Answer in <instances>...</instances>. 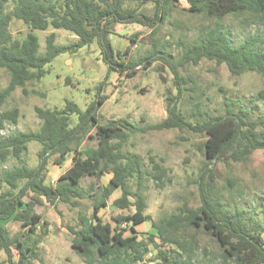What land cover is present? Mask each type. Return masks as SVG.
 <instances>
[{"label": "trees", "instance_id": "obj_1", "mask_svg": "<svg viewBox=\"0 0 264 264\" xmlns=\"http://www.w3.org/2000/svg\"><path fill=\"white\" fill-rule=\"evenodd\" d=\"M10 1L0 0V68L10 73L8 87L0 91V108L18 88L25 91L28 82L41 81L47 74L46 66L59 55L76 52L84 46L98 44L101 57L108 66V75L98 86L96 101L89 104L85 111L69 100L62 110L36 107L35 112L42 121L38 131L18 132L8 138L0 135V163L10 158L18 161V165L1 174V181L8 188L0 194V252L7 254L9 263L33 264L39 261L45 264L38 250L40 239L33 236L48 222L36 211V197H44L53 206L62 202L78 207V200L85 198L80 184L86 177L112 174L104 188L105 199L120 189L122 196L114 201V205L121 210L135 207L136 211L116 218L117 226L114 228L99 215L100 210L107 207L105 199L94 205L91 216L80 213V227H69V231L73 235L72 249L86 264H137L144 260L151 245L155 247L156 258L150 264H200L191 257L184 258L182 252L162 249L163 245L172 243L181 248L182 243L176 236L191 228L204 230L217 240L223 250L221 263L211 261L207 264H264L262 224L254 218L247 220L242 211H230L216 194L213 195L212 187L205 193L204 182H201L203 194L200 207L184 206L179 213L154 223L160 245L155 235H150L146 241L139 240L136 227L151 220L144 214L147 202L139 192L148 175L157 183L163 182L167 170L151 158L154 172L149 173L139 154L125 151L132 135L185 128L204 134L206 138L203 143L207 159L205 174H213V165L223 159L244 162L255 151H264V116L254 118L251 110L237 101L226 99L222 107L224 112L217 115H210L201 105H195L202 118L195 125L188 122L177 105L184 92L198 84L192 77L181 76L179 68L198 65L203 59L214 61L217 65L225 64L233 75L251 72L264 77V37L250 36L239 45H234L227 34L212 28L201 34L192 45L181 41L178 46L182 54L176 63L156 44L144 58L125 63L120 60V51L114 48L111 40L115 27L119 24H138L151 29V36H155L159 32V25L168 18L169 4L181 0H147L154 3L153 16L125 8V0H14L13 10L8 12ZM185 1L190 6V12L204 14L217 21L227 16H250L264 20V0ZM13 20L22 21L29 27L23 40L13 37L10 31ZM51 27L72 33L78 41L69 46L57 45L56 34L51 33L46 38V50L42 53L36 31H47ZM131 43L135 44V39L132 38ZM128 53L129 50L126 55ZM155 61L169 67L178 90L177 95L169 99L168 117L160 123L144 127L129 120L101 123L100 109L109 99L103 92L111 73L116 72L121 77L131 79L136 77L138 65L148 69ZM258 98L264 103V90L259 92ZM73 115L78 116L75 126H71ZM19 117L17 108L0 113V131L4 129L5 122L16 124ZM92 128L96 130L98 147L85 158L79 146ZM32 142L41 145L36 167L27 166L23 159ZM69 156L72 165L59 177L57 185L47 184L49 160L57 157L55 165L62 166ZM132 177L137 178L135 194L127 188L128 180ZM30 194L35 197L26 200ZM132 196L135 201L130 199ZM7 220L20 223L27 233L13 236L2 225ZM124 225L134 235L125 236L127 229ZM167 230L172 232L171 236L165 235ZM15 251L18 263H15Z\"/></svg>", "mask_w": 264, "mask_h": 264}, {"label": "rangeland", "instance_id": "obj_2", "mask_svg": "<svg viewBox=\"0 0 264 264\" xmlns=\"http://www.w3.org/2000/svg\"><path fill=\"white\" fill-rule=\"evenodd\" d=\"M15 1L7 5V11H12ZM189 4L185 0L179 3H170L168 18L159 25V32L155 36L149 28L138 24H119L115 27L111 40L114 48L120 51L122 61L136 62L147 56L153 45L167 53L176 63L181 57L182 50L178 46L181 41L192 45L199 36L212 28H218L227 34L234 45H239L250 36L264 37V20L254 19L250 16H227L221 21L207 18L204 14H194L189 11ZM125 8L137 9L139 13L153 16L155 6L147 0H125ZM10 31L15 39L23 40L29 32V27L22 21L13 20ZM56 34L57 45H73L78 38L66 30H55L52 27L47 31H36L39 37L41 52L46 50V38ZM135 39V44L131 39ZM131 47V48H130ZM129 53L126 55V52ZM47 74L41 81H31L25 86V91L18 88L0 108L4 113L15 108L19 109L18 123L5 122L0 135L8 138L18 132L38 131L42 121L38 118L35 108L41 107L51 110H62L66 102H75L81 110L85 111L89 104L96 101L98 86L108 75V66L103 61L97 43L84 46L76 52H66L59 55L52 63L46 66ZM137 75L127 79L118 73L112 72L105 85L103 95L108 101L100 109L101 123L129 120L144 127L157 124L168 117L167 106L170 98L177 95V86L174 75L168 66L155 61L148 68L137 66ZM183 77H192L198 84L191 90L185 91L184 96L178 100V108L185 115L188 122L195 125L200 115L195 105L210 115L223 113L226 99L235 100L240 105L251 110L254 118L264 116V103L259 100L258 94L264 90V77L258 73H245L233 75L225 64L217 65L214 61L203 59L198 65H188L179 68ZM10 73L0 68V91L8 87ZM188 87V86H187ZM202 119V118H201ZM78 122V116L71 117V126ZM94 137V138H91ZM96 130H89L81 142L79 149L85 157L98 147ZM206 138L204 134L195 133L185 128L170 130H152L132 135L125 151L139 154L149 173H153L151 158L167 170L163 182L148 175L140 194L145 197L147 208L144 214L151 220L136 227L139 240H148L150 235L158 236L154 223H159L165 217L180 212L182 207L198 208L201 205L204 182L205 193L208 188L214 189L213 195L227 206L230 211H242L247 218H254L262 224L264 237V151L257 150L244 162L221 160L213 165L214 173L205 174L204 165L207 159L203 150ZM41 145L32 142L23 155L24 162L29 167L38 165V152ZM57 157H52L47 165V184L57 185L59 177L70 168L71 158L62 166L55 165ZM18 165V161L10 158L0 163V194L8 187L1 181L3 171ZM210 168L212 167L209 166ZM204 176V179H203ZM112 174L101 177L88 176L80 184L81 192L85 198L78 200V207L57 202L51 205L44 197H36V211L48 222L34 235L40 239L38 250L45 264H86L85 260L72 249L73 235L69 227L79 228V215L93 214L94 205L100 203L104 196V188L108 185ZM206 183V184H205ZM127 188L132 194L137 191V178L128 180ZM122 196L120 189L116 190L108 199L107 207L100 210L99 215L105 223L116 227V218L133 214L136 209L130 207L121 210L114 205V201ZM35 197L30 194L26 200ZM135 201V197L130 198ZM13 236L27 233L20 223L13 220L2 222ZM125 236L134 235L126 225ZM170 230L165 232L171 236ZM182 243L163 245V250H176L184 254V258L191 257L195 263L207 264L211 261L222 262L223 250L217 240L204 230L187 229L177 234ZM156 242L161 244L159 237ZM144 260L137 264H150L156 258L153 245ZM15 263H18V254L15 251ZM0 264H10L7 254L0 252ZM33 264H42L34 261Z\"/></svg>", "mask_w": 264, "mask_h": 264}, {"label": "crops", "instance_id": "obj_3", "mask_svg": "<svg viewBox=\"0 0 264 264\" xmlns=\"http://www.w3.org/2000/svg\"><path fill=\"white\" fill-rule=\"evenodd\" d=\"M91 153H92V152H91ZM91 153H90V154H91ZM84 157H85V156H84ZM85 158H86V157H85ZM67 160H68V159H67ZM70 161H71V164H70V167H71V165H72V159H71Z\"/></svg>", "mask_w": 264, "mask_h": 264}]
</instances>
